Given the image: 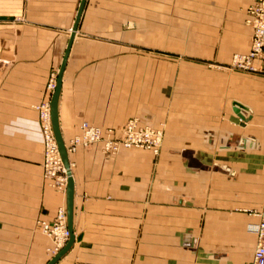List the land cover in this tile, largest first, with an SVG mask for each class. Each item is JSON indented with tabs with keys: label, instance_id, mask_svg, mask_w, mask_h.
I'll return each instance as SVG.
<instances>
[{
	"label": "crops",
	"instance_id": "crops-1",
	"mask_svg": "<svg viewBox=\"0 0 264 264\" xmlns=\"http://www.w3.org/2000/svg\"><path fill=\"white\" fill-rule=\"evenodd\" d=\"M254 1L205 0L202 23L215 27L177 80L175 64H145L139 50L160 0L85 1L58 103L65 145L85 121L119 135L138 117L164 123L165 136L159 156L107 154L102 143L68 152L75 241L55 264L252 263L251 228L264 205V54L246 74L196 61L227 66L250 50ZM81 2L0 0V264L54 257L36 222L67 208L68 184L43 176L37 106L52 99L48 83L58 79ZM234 102L248 108L244 117Z\"/></svg>",
	"mask_w": 264,
	"mask_h": 264
},
{
	"label": "built area",
	"instance_id": "built-area-1",
	"mask_svg": "<svg viewBox=\"0 0 264 264\" xmlns=\"http://www.w3.org/2000/svg\"><path fill=\"white\" fill-rule=\"evenodd\" d=\"M246 12L247 23L253 30L250 50L247 53L235 54L230 67L247 72H257L258 68L254 65V60L262 58L264 54V0H255ZM56 83L55 77H52L48 83V89L54 91ZM37 108L44 142V177L51 180L59 189H65L68 184V174L53 128L51 99L41 102ZM81 128L82 133L72 138L70 144L66 146L68 152L75 150L78 146L102 143L103 151L107 154H115L122 148H144L158 153L164 138L163 129L142 124L138 117L129 119L120 129L119 135H116L113 128L103 130L100 126L87 121L82 123ZM255 214L259 217V221L251 228L257 237L251 264H264V205ZM37 223L42 232L52 239L50 254L57 255L71 236L67 208L65 206L58 208L57 215L52 222L37 220Z\"/></svg>",
	"mask_w": 264,
	"mask_h": 264
},
{
	"label": "rangeland",
	"instance_id": "rangeland-1",
	"mask_svg": "<svg viewBox=\"0 0 264 264\" xmlns=\"http://www.w3.org/2000/svg\"><path fill=\"white\" fill-rule=\"evenodd\" d=\"M205 5V0H160L158 24L144 26L145 35L142 42L143 45L139 50L144 54L145 64H151L152 59L159 60L161 65L173 63L177 68V80L178 74H180L179 71L183 70V63L196 58L192 57L191 54L199 51L202 44L205 47L207 41L203 40L202 42L201 38L211 35V33H209V28L215 27L202 23V21L205 20L203 16L205 15V9L202 7ZM196 62L207 65L209 70H213L215 73L219 71L250 73L211 60L205 59ZM166 76L167 73H161V85L167 82ZM153 127L163 129L165 136L164 123L160 124L158 127ZM160 151L158 153L152 152L156 156H159ZM36 226H38L37 222Z\"/></svg>",
	"mask_w": 264,
	"mask_h": 264
},
{
	"label": "water",
	"instance_id": "water-1",
	"mask_svg": "<svg viewBox=\"0 0 264 264\" xmlns=\"http://www.w3.org/2000/svg\"><path fill=\"white\" fill-rule=\"evenodd\" d=\"M85 1L86 0H82L79 10H78V14H77V18H76V23L74 28L72 29V33H71V38H70V42L68 44L59 74H58V79H57V83H56V88L54 90V94L52 96L51 99V107H52V122H53V128H54V132L56 135V139L57 142L59 144V148L61 151V155L63 158V162L64 165L67 169V174H68V186H67V197H68V201H67V216H68V226L71 232V236L69 241L67 242L66 246H64V248L57 254L55 255L52 259L49 260V262L47 264H55L57 261H59L72 247L74 241H75V237L72 234V222H73V183H72V175H71V171H70V162H69V156H68V151L65 145V142L63 140V137L61 135V131H60V126H59V119H58V103H59V97H60V92H61V86H62V82H63V75H64V71H65V67L69 58V53H70V49L71 46L73 44V40L75 38L76 35V31H77V27L80 21V18L82 16L83 10H84V6H85ZM234 110L237 114H239L240 116L244 117L243 114L241 113L242 109H248L247 107H245L244 105H242L240 102H234Z\"/></svg>",
	"mask_w": 264,
	"mask_h": 264
}]
</instances>
